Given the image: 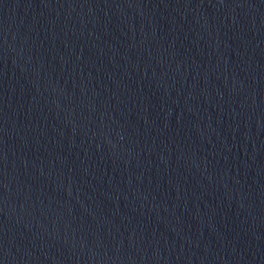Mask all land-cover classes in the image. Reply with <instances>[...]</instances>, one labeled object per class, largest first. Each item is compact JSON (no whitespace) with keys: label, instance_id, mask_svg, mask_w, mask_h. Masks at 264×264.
Listing matches in <instances>:
<instances>
[{"label":"water","instance_id":"water-1","mask_svg":"<svg viewBox=\"0 0 264 264\" xmlns=\"http://www.w3.org/2000/svg\"><path fill=\"white\" fill-rule=\"evenodd\" d=\"M0 264H264V0H0Z\"/></svg>","mask_w":264,"mask_h":264}]
</instances>
